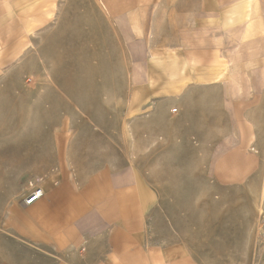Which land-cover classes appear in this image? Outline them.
Wrapping results in <instances>:
<instances>
[{
    "label": "crops",
    "instance_id": "crops-1",
    "mask_svg": "<svg viewBox=\"0 0 264 264\" xmlns=\"http://www.w3.org/2000/svg\"><path fill=\"white\" fill-rule=\"evenodd\" d=\"M77 2L0 0V264H232L235 252L249 264L264 210V0ZM73 14L96 43L146 54L99 132L25 79L37 40ZM173 120L202 143L176 186L174 230L148 211L136 168L137 144L160 129L167 140Z\"/></svg>",
    "mask_w": 264,
    "mask_h": 264
},
{
    "label": "rangeland",
    "instance_id": "rangeland-1",
    "mask_svg": "<svg viewBox=\"0 0 264 264\" xmlns=\"http://www.w3.org/2000/svg\"><path fill=\"white\" fill-rule=\"evenodd\" d=\"M78 1L77 3H84ZM97 1L87 0V4H95ZM73 16L77 18H72L64 27L58 22L55 30L40 36L25 62V79L26 83L31 85L28 87L34 90L33 94H36V91L41 93L38 96L40 101L43 97L48 99L50 95L56 97L58 104L66 100L72 104V117L85 118L91 123V127L99 132L104 126L96 124L97 122L107 120L110 124L111 118L123 113L124 104L128 103L127 90L136 80V73L142 71L141 65L146 54L144 47L140 45H112L109 43L110 35L98 40H104L103 44L96 43L95 33H89L94 30L79 28L80 14ZM106 33L108 30L105 29ZM63 83L69 85L70 92L60 91V85ZM45 90L52 94H43ZM227 119L223 117L222 121L228 122ZM181 126L177 120H173L166 126L169 136L167 140L160 129L153 135L155 139L153 138L150 146L142 148V144H137L138 150L140 147L143 149L138 152H143L144 155L136 156V168L142 186L148 190L151 197L150 201L147 200V209L155 219L162 221L163 218L164 225L172 230L176 211V186L195 176L188 171L191 166L187 167L193 160L190 150L202 149V143L197 140L198 132L196 129L193 131L194 126H182L189 130L184 131L182 142L176 141V131ZM155 127L158 129L159 126ZM216 137L218 143V135ZM176 144L182 146L184 156L170 155L171 150L176 149ZM204 179L210 178L207 176ZM257 216L258 223L253 236L254 246L249 264H264V210L259 209ZM240 257L243 258V254L232 253V264H241Z\"/></svg>",
    "mask_w": 264,
    "mask_h": 264
},
{
    "label": "built area",
    "instance_id": "built-area-1",
    "mask_svg": "<svg viewBox=\"0 0 264 264\" xmlns=\"http://www.w3.org/2000/svg\"><path fill=\"white\" fill-rule=\"evenodd\" d=\"M43 195V189L41 187L35 188L34 191L26 198L27 204H32L37 201Z\"/></svg>",
    "mask_w": 264,
    "mask_h": 264
}]
</instances>
